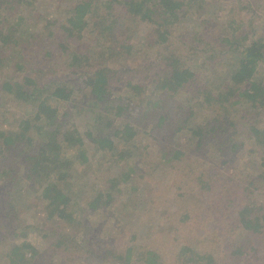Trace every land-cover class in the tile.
Listing matches in <instances>:
<instances>
[{
  "label": "trees",
  "instance_id": "16d2710c",
  "mask_svg": "<svg viewBox=\"0 0 264 264\" xmlns=\"http://www.w3.org/2000/svg\"><path fill=\"white\" fill-rule=\"evenodd\" d=\"M198 1L207 5L217 0ZM244 2L241 12L249 13L264 0ZM62 3L67 6L66 17L48 19L31 12L29 0H0V96L7 94L11 102L28 109L15 131H0V192L16 214L12 189L16 180L26 179H17L14 173L24 167L31 179L26 189L28 203L47 209L39 225L27 227L38 237L52 240L43 264H55L65 251L75 264H166V259L172 264H228L232 259V264H264V201L256 198L264 189V82L256 79L264 65V32L250 43L233 36L217 45L197 32L194 42L184 43L189 47L187 56L166 54L142 71L114 70L118 73L114 82L110 66H94L90 57L81 53L89 24L102 23L100 37L93 42L101 46L105 52L100 54L108 55L109 61L126 57L133 37L144 39L146 34L150 44L167 49L173 29L185 14L186 0ZM40 22L46 33L43 39L32 31ZM125 35L121 42L120 36ZM233 51L240 53L233 56L229 82L215 90L209 87L206 93L194 89L201 71L213 70L219 61L225 63L220 57L226 58ZM59 61L66 63L65 70ZM185 89L198 92L206 120L199 122L193 110L181 113L177 96ZM82 96V101L88 97L94 102L82 104L77 100ZM63 105L66 109L61 113ZM238 129L244 136L250 135L260 149L262 171L256 178L241 181L231 190L221 177L208 183L206 178L213 172L204 168L192 182L195 185L198 181L194 188L186 192L177 184L172 197H167L157 182L149 199L130 203L132 211L118 233L117 222L107 218L99 226L94 245L79 243L94 230L89 220L75 214L82 210L80 201L87 196L85 180L94 159L117 149L115 137L127 143L138 141L141 150L149 149L147 141L151 139L161 153L163 168L152 161L146 162L147 168L160 167L167 179L177 180L180 171L191 168L184 161L186 152L177 145L179 136L195 135V151L213 145L226 164L242 146L234 140ZM33 131L41 141L35 140ZM141 132L144 136L138 139ZM110 171L107 181L95 178L104 189L88 201L92 212L111 207L120 196L134 195L138 181L148 174L136 165L124 168L116 160ZM158 171L149 172V179ZM190 173L195 175L196 171L191 169ZM192 174L185 175L190 178ZM233 214L239 219V232L229 224ZM214 218L220 220L215 222ZM106 231L118 234L113 242L103 236ZM18 233L17 229L12 235ZM125 235L128 244L121 250ZM145 237L166 244L165 260L156 249L139 250L136 242L145 241ZM222 245L230 249L224 255ZM232 249L238 250L235 253ZM39 253L34 241L17 244L0 238V264H35ZM224 259L227 263H220Z\"/></svg>",
  "mask_w": 264,
  "mask_h": 264
},
{
  "label": "rangeland",
  "instance_id": "374dc122",
  "mask_svg": "<svg viewBox=\"0 0 264 264\" xmlns=\"http://www.w3.org/2000/svg\"><path fill=\"white\" fill-rule=\"evenodd\" d=\"M29 1H31L29 9L34 14H39L43 17H47L48 19H64L66 17L67 6L62 3L64 0ZM245 4L244 0H217L214 4L207 5H202L201 1L198 0H186L185 14L180 21V25L175 27L172 31V41L168 45L169 48L165 49L158 44H150L146 39L149 34H146L144 39L133 37L129 53L125 55L126 57L119 56L118 58H115L114 62L109 61L108 55L100 54V51H103V49H101V46L93 42L96 40V37H100L99 35L102 28V23L97 20L90 23L85 29L80 50L83 55L90 57L92 61L91 64L94 66H110L113 70L111 77L115 82L117 81L118 73L114 70L125 69L129 71H142L163 55L170 54L171 56H187L189 47H185L184 43L194 42L196 39L195 34L197 32L201 34L200 38L203 37L215 45H217L216 43L219 44L220 40L227 37L231 38L233 36L239 38V41L242 43H250L251 38L259 37L264 32V2L258 5L255 9L250 10L249 13L241 12ZM37 26L38 27H33L34 29L32 28V31L35 32V35H40V39L45 38L46 33L43 32L42 29L44 23L40 22ZM120 37L121 38L119 40L121 42H123V40L125 41L127 38L126 35ZM110 39L117 40V37H110ZM241 49L242 48H240V50ZM104 52L105 51L102 53ZM236 53H240V51L230 52L226 58L220 57L225 63H221L219 61L220 63L218 62L215 68H212L213 70H209L208 68L206 71H201L200 82L194 89L200 90L201 93H206L209 92V87H213L215 90L217 86L221 85V83L229 82L232 72L231 63L234 62L233 56H236ZM106 61H109L108 64ZM59 67L65 70L66 63L63 64L62 61H59ZM256 79L259 82H264V65L259 68ZM10 98L11 96L7 94L0 96V131H15L20 121L28 111L27 106L19 102H11ZM83 98L84 97L82 96L77 100L82 101ZM84 100L88 103L94 102L92 98L88 97ZM177 101V105H179L181 113H188L190 110H193L196 112V118L199 122H202L204 118L206 120V115L198 103V92L194 90L189 91L187 89L182 90L177 96ZM85 102L82 101L80 103L85 104ZM64 109H66L65 105L61 107L60 112L62 113ZM119 124H121V121H119L117 125ZM81 130L82 133H85L82 128ZM189 131H192L190 127ZM134 133H137L135 129ZM32 135L35 140L38 142L41 141V138L35 133V131L32 132ZM143 136L144 133L141 132L138 134L137 138L139 139ZM194 136L195 135H192L191 132L185 133V135H181V137L179 136L177 139V145L182 147V150L186 152L184 161L187 166H191L189 170L191 171V169H193L196 173L193 175L190 171L184 168L183 171L178 173V177H176L177 180L172 177L167 179L166 176H168V174L166 171L164 172V178V170L162 169L163 165L161 164L163 163L162 156L158 147L151 139L147 141L149 149L141 150L140 147L136 145L138 141L136 144L134 142L127 143L123 138L115 137L114 140L117 149L114 152H109L107 156H104L101 159H94V167L88 178L85 180L86 182L84 185L87 190V196L84 201H80V208L82 210L80 212L77 211L75 214L82 220H89L94 230L87 237L80 238L79 243L84 241L87 246L94 245L96 242V233L101 231L99 226L107 218L109 219L112 217L111 220L117 222L115 232L118 233L119 227L123 225V221L132 211L130 203H134L136 200L149 199V192L151 191L152 186L157 182L159 183L161 190L165 192V195H167V197H172L176 192L175 186L177 184L183 187L186 192L187 190H191L192 187L194 188L198 181L195 185L192 182L197 179L198 175L203 174L202 172L204 171V168L207 170L210 169L213 172V175L207 176L206 178L208 183L209 181L210 183H213L214 181L216 182L221 177L225 180L227 187L231 190H235L239 185H241V181H249L256 178L259 173H261L262 167L259 156L260 149L252 138H248L250 135H247V137L244 136L243 130L238 129L236 135L234 136L235 142L241 143L242 146L238 149L235 156L232 157L226 164H222L224 157L220 155L219 151L216 150V147L213 145H208L204 151L202 149L195 151L196 140ZM66 153L70 154L72 152H70V150H66ZM115 160L118 161V164L124 168L136 165L140 168H144L148 171V174L154 169H158L159 171L151 180L147 174L145 179L138 181L137 189L134 195L120 196L113 202L111 207H106L102 209V211L92 212L87 207L88 201L94 199L102 191V189H104L99 182H95V178L97 176L100 180L105 179V181H107L108 175L111 174L110 169L113 167ZM147 161H152L154 164H158L162 168L159 169L160 167L156 168L154 166L147 168ZM186 173L192 174V176L187 178L185 175ZM14 175L17 176V179L21 180L22 178H25L26 180H16L12 189L11 198L13 204L16 206L14 209L16 214H14L10 209L9 200L6 202L4 194L0 192V238L6 237L7 241L11 239L12 242L14 241L17 244L22 243L23 241H34L40 250L39 259L35 262V264H43L44 257H46L48 253L47 248L50 247L52 240L50 238L45 239L42 236L38 237L27 227L31 225H39L43 217L46 216L47 209L45 207H39L38 205H35V203H28L26 189L28 188L31 179L26 177L25 168L23 167L20 171L14 173ZM256 198H258L259 201H264V189L257 193ZM214 220L217 222L220 219L214 218ZM229 224L236 232L240 231V223L236 214L231 216ZM17 229L19 233L12 235ZM117 235L118 234H114V232L111 234L108 231L103 234V236L108 237L110 242H113ZM128 240V235H125L124 241L120 243L121 250L125 249L128 244ZM144 240L145 241L139 239L136 242L139 250H144V248L145 250L156 249L161 252L162 258L165 260L167 256L166 244L158 243L154 240V238L149 239L148 237H145ZM87 246L85 248H89ZM229 250L230 249L226 245H222L223 255L224 252L227 253ZM237 250L238 249H232L235 253ZM232 260L229 261L228 264H232ZM165 262L166 264H172L170 259H166ZM222 262L227 263V259L220 260V263ZM55 264H75V262L69 260V255L67 254V251H65L60 253L59 257L55 260Z\"/></svg>",
  "mask_w": 264,
  "mask_h": 264
}]
</instances>
